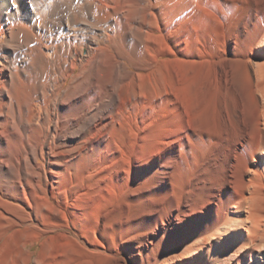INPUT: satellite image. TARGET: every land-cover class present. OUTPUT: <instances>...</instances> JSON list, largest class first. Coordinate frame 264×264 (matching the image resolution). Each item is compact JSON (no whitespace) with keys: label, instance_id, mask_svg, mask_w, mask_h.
Masks as SVG:
<instances>
[{"label":"bare ground","instance_id":"bare-ground-1","mask_svg":"<svg viewBox=\"0 0 264 264\" xmlns=\"http://www.w3.org/2000/svg\"><path fill=\"white\" fill-rule=\"evenodd\" d=\"M0 246L264 264V0H0Z\"/></svg>","mask_w":264,"mask_h":264},{"label":"rangeland","instance_id":"rangeland-1","mask_svg":"<svg viewBox=\"0 0 264 264\" xmlns=\"http://www.w3.org/2000/svg\"><path fill=\"white\" fill-rule=\"evenodd\" d=\"M160 105H161V103H160ZM162 105H163V103H162ZM161 105V106H162ZM158 107H160V106H158ZM158 107H155L154 106V116L157 118V113H158V115L160 114V112L159 111H161L160 109H161V107L160 108H158ZM155 119V118H154ZM2 249V247L0 246V250ZM5 249L3 248L2 250H1V252L3 253V251H4ZM1 252H0V257L2 258H0L1 260H0V264H9L11 261H9L10 260V258H8V252L7 251H4V255L3 254H1ZM9 259V260H8ZM7 261V262H6Z\"/></svg>","mask_w":264,"mask_h":264}]
</instances>
